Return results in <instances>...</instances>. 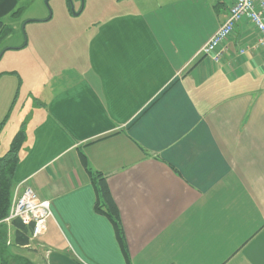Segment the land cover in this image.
Listing matches in <instances>:
<instances>
[{
    "label": "crops",
    "instance_id": "obj_1",
    "mask_svg": "<svg viewBox=\"0 0 264 264\" xmlns=\"http://www.w3.org/2000/svg\"><path fill=\"white\" fill-rule=\"evenodd\" d=\"M144 1L43 66L7 141L0 130V156L25 135L13 190L31 186L53 212L47 231L24 245L8 223L4 264H264L259 33L240 24L216 63L199 52L231 0ZM14 79L0 73V102ZM96 173L107 179L125 246Z\"/></svg>",
    "mask_w": 264,
    "mask_h": 264
},
{
    "label": "rangeland",
    "instance_id": "obj_2",
    "mask_svg": "<svg viewBox=\"0 0 264 264\" xmlns=\"http://www.w3.org/2000/svg\"><path fill=\"white\" fill-rule=\"evenodd\" d=\"M146 6L144 0H21V11L3 18L8 33L0 39V54L8 48L0 57V73L15 75L12 96L0 102L2 139L7 141L12 123L20 119L17 110L28 92L40 89L43 66L71 55L72 43L112 15Z\"/></svg>",
    "mask_w": 264,
    "mask_h": 264
},
{
    "label": "built area",
    "instance_id": "obj_3",
    "mask_svg": "<svg viewBox=\"0 0 264 264\" xmlns=\"http://www.w3.org/2000/svg\"><path fill=\"white\" fill-rule=\"evenodd\" d=\"M229 8L225 22L199 52L216 63L221 62L228 39L242 23L255 27L259 33L257 45L264 46V0H231ZM52 215L50 200L40 198L31 186L19 184L13 190L10 212L4 222L20 219L25 225L32 226L31 237L35 239L47 231Z\"/></svg>",
    "mask_w": 264,
    "mask_h": 264
},
{
    "label": "trees",
    "instance_id": "obj_4",
    "mask_svg": "<svg viewBox=\"0 0 264 264\" xmlns=\"http://www.w3.org/2000/svg\"><path fill=\"white\" fill-rule=\"evenodd\" d=\"M21 0H0V39L8 33L7 25L3 18L7 15L16 16L20 11L19 2ZM5 48L4 50H7ZM3 51V50H2ZM1 51V52H2ZM24 131H20L14 137L9 150L0 156V251L7 244V236L9 233L8 223L4 219L9 215L12 197H13V178L19 163V151L24 141ZM94 181H97V189L103 202L108 208V214L113 218L117 233L123 246H125V236L120 220L118 207L112 197L111 191L107 184V179L101 174L94 175ZM12 225L15 227V243L24 245L30 241V232L32 226L25 225L20 219H14ZM11 225V226H12ZM2 262V261H1ZM2 264H4L2 262Z\"/></svg>",
    "mask_w": 264,
    "mask_h": 264
},
{
    "label": "water",
    "instance_id": "obj_5",
    "mask_svg": "<svg viewBox=\"0 0 264 264\" xmlns=\"http://www.w3.org/2000/svg\"><path fill=\"white\" fill-rule=\"evenodd\" d=\"M4 51H5V50H4ZM4 51L1 52L0 57L2 56V54L4 53Z\"/></svg>",
    "mask_w": 264,
    "mask_h": 264
}]
</instances>
